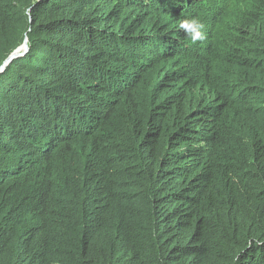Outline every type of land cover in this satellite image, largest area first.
<instances>
[{"label": "trees", "instance_id": "trees-1", "mask_svg": "<svg viewBox=\"0 0 264 264\" xmlns=\"http://www.w3.org/2000/svg\"><path fill=\"white\" fill-rule=\"evenodd\" d=\"M25 39L0 264H264V0H0V67Z\"/></svg>", "mask_w": 264, "mask_h": 264}, {"label": "clouds", "instance_id": "clouds-1", "mask_svg": "<svg viewBox=\"0 0 264 264\" xmlns=\"http://www.w3.org/2000/svg\"><path fill=\"white\" fill-rule=\"evenodd\" d=\"M179 29L183 30L185 35L191 40L193 44L197 43L198 41H203L206 38L205 25L201 22L200 19L196 17L181 21L179 24ZM19 52L23 53L25 51L21 50L16 53L19 54Z\"/></svg>", "mask_w": 264, "mask_h": 264}, {"label": "water", "instance_id": "water-1", "mask_svg": "<svg viewBox=\"0 0 264 264\" xmlns=\"http://www.w3.org/2000/svg\"><path fill=\"white\" fill-rule=\"evenodd\" d=\"M27 40L25 39L24 42L21 44V46H19L16 50H14L9 56L8 58L4 61V63L2 64V66L0 67V71H2L5 66L15 57L18 56V51H21V50H24L26 51L27 50V44H26Z\"/></svg>", "mask_w": 264, "mask_h": 264}]
</instances>
